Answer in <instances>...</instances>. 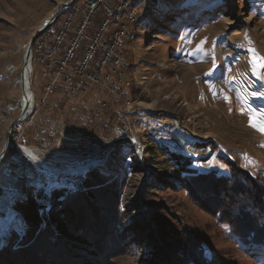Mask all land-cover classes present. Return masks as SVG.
I'll return each mask as SVG.
<instances>
[{
    "label": "rangeland",
    "instance_id": "1",
    "mask_svg": "<svg viewBox=\"0 0 264 264\" xmlns=\"http://www.w3.org/2000/svg\"><path fill=\"white\" fill-rule=\"evenodd\" d=\"M69 1L0 0V155L22 111L27 46ZM130 40L118 78L124 84L116 77L75 97L69 95L74 83L50 91L33 61L36 113L13 131L0 167V249L13 241L36 254L30 264H72L81 246L66 237L65 227L84 219L89 240H112L100 264H185L192 239L213 264H264V246L244 247L216 219L222 210L221 222L239 217L233 214L243 200L237 190L225 185L216 198L200 195L170 160L180 157L197 175H228L234 167L264 194V132L250 126V119L264 115V68L253 73L250 51L264 57V0H151ZM20 145L59 171L101 162L86 180L91 196L57 190L71 187L66 176L84 172H47ZM245 189L255 201L256 191ZM58 213L65 215L64 229L53 219ZM134 236V244L126 241ZM77 260L73 264H96Z\"/></svg>",
    "mask_w": 264,
    "mask_h": 264
},
{
    "label": "built area",
    "instance_id": "2",
    "mask_svg": "<svg viewBox=\"0 0 264 264\" xmlns=\"http://www.w3.org/2000/svg\"><path fill=\"white\" fill-rule=\"evenodd\" d=\"M151 0H81L76 12H64L62 8L53 26L55 33L47 31L36 41L33 47V61L40 65L39 76L54 91L59 83H74L75 88L69 95L88 92L92 86L109 85L121 76V68L126 63L122 41L128 40V31L135 16L143 12ZM140 3V10L133 17H126V3ZM103 12L99 27H94ZM55 34L53 40L51 36ZM87 43L83 54L81 49ZM98 58L97 69H94ZM33 74L35 76L36 72ZM121 85L124 80L118 79ZM127 85H130L127 83ZM111 93L116 94L112 88ZM45 105V100L43 107ZM36 108V107H35ZM36 113V110H35ZM29 118V117H28ZM26 121V120H25ZM24 122V121H23ZM21 131L18 126L14 129ZM14 138V137H13ZM0 192L5 189L0 187Z\"/></svg>",
    "mask_w": 264,
    "mask_h": 264
},
{
    "label": "trees",
    "instance_id": "3",
    "mask_svg": "<svg viewBox=\"0 0 264 264\" xmlns=\"http://www.w3.org/2000/svg\"><path fill=\"white\" fill-rule=\"evenodd\" d=\"M137 32H133L132 36H136ZM83 54V53H82ZM172 162L175 161V163L179 167V171L182 172V175L184 176L185 180L188 181L189 184H193L194 188H197V185L199 186V193L201 194H212L216 196H212V198H216L217 195H222L221 191L225 187V185L228 186V190H237L238 196L242 198L241 203H237L236 206L233 207V214L236 216L238 215L239 217L237 219H226L221 222V218H223L225 215H227L225 210H222L224 213V216H221V211L217 212V217H219V224H222L225 227L226 230L228 231L229 234H231L233 237L237 238V240L246 248H256L259 246H264V214L262 217H258L260 212L264 213V194L259 193L261 189L256 186L257 184L254 183L250 179V177H247L248 174H245V172L236 170L234 167H232L230 174L228 175H218V174H194V173H189L192 171V164L188 165L187 162H184L180 157L179 158H171L170 159ZM99 167H91L89 170L86 172L76 176H66V177H72L73 182L71 187L65 186L62 189H57L55 190H81L82 192L87 193L89 197L91 196V190L88 188V183H87V178L90 175H94L96 170ZM188 173V174H187ZM61 177V176H59ZM65 177V178H66ZM247 179V180H246ZM244 182V184L242 183ZM248 185L250 188H253V190L256 191L257 196L255 198V201L250 193V191L246 190L245 187ZM84 189V190H83ZM86 189V190H85ZM90 190V191H89ZM205 190V191H202ZM198 193V192H195ZM251 195V196H249ZM247 196V197H245ZM94 197V196H92ZM93 199V198H91ZM62 200H58L57 207L61 209V202ZM256 204L258 206H256ZM261 204V206H260ZM223 207V206H222ZM219 208V209H222ZM211 209V207H210ZM227 209V208H226ZM229 209V208H228ZM249 212L253 213L254 215H257V218H252V216L249 214ZM259 212V213H257ZM54 220H59L61 224V228L64 229V226L66 224V220H64L65 215L64 214H52ZM69 216V215H68ZM68 218V217H67ZM84 220V219H83ZM81 219L80 221H76L77 223L75 225L74 221L71 223V225L65 227L67 229L66 237L72 238V241H74L78 247L81 246L80 253L75 256V258L71 259V263H78L79 258H88L90 261L95 262L96 264L104 263L105 257L103 254L101 255L100 252H104L105 245L110 244L111 246V238L102 240L101 235H97V240L100 242L91 241L88 239L86 233V229L88 230V224H85V222ZM233 220V221H230ZM90 230V229H89ZM109 230L103 229V232H108ZM125 234H129L128 232H125ZM85 235V236H84ZM87 235V236H86ZM93 237L94 235L91 234ZM162 236V234H159V236ZM84 236V240L83 239ZM96 236V235H95ZM90 238V237H89ZM162 239V237H159ZM135 239L134 237H130L129 239H126L127 242L133 243ZM193 240V241H192ZM188 243V252L184 254V258L187 260V264H213L210 261H208L204 255H201L200 247L198 246L197 242L192 239ZM133 241V242H132ZM92 242V243H91ZM120 243V242H118ZM134 244V243H133ZM15 243L11 241L9 244L3 246L0 249V264H30L32 263V258H36V254L32 253V249H29L26 244H21L18 248H16ZM50 246V245H49ZM192 246H197L193 248ZM37 252V249H36ZM34 255V256H33ZM101 255V256H100ZM68 262V261H67ZM185 263V264H186ZM68 264V263H67Z\"/></svg>",
    "mask_w": 264,
    "mask_h": 264
},
{
    "label": "water",
    "instance_id": "4",
    "mask_svg": "<svg viewBox=\"0 0 264 264\" xmlns=\"http://www.w3.org/2000/svg\"><path fill=\"white\" fill-rule=\"evenodd\" d=\"M78 0H71L69 2H65L63 4L58 5V7L56 8L55 12L52 14V16L45 22L44 25L41 26V28L34 34V36L31 38L27 49H26V54L24 57V62H23V67L21 70V83H22V98H21V107H22V111H21V115L20 117L15 120L10 128H9V132H8V136H7V141H6V145L4 147V150L2 151L1 155H0V163L2 162L3 158L6 156L7 152L9 151V149L11 148V146L13 145L12 139H13V131L15 129L16 126H18L20 123H22L28 113V110L31 106V97L29 96V94L26 92L27 91V87H26V79H25V71L26 69L29 67L30 64H32V60H33V47L34 44L36 43V41L46 32L48 31L53 24L55 23V21L58 19L60 12L62 10V8L68 7L73 5L74 3H76ZM25 101V104L22 105V102ZM101 162H97V161H93L90 162L89 164H87L84 167H78L76 169H71L68 171H58L56 173H60L61 172H72V173H76V172H85L86 170H89L91 167H99L101 166ZM42 168L45 169V171L47 170V168L41 164ZM49 172V171H47Z\"/></svg>",
    "mask_w": 264,
    "mask_h": 264
},
{
    "label": "bare ground",
    "instance_id": "5",
    "mask_svg": "<svg viewBox=\"0 0 264 264\" xmlns=\"http://www.w3.org/2000/svg\"><path fill=\"white\" fill-rule=\"evenodd\" d=\"M77 7H81V0H78L76 3H74L71 6L65 7L64 8V12H76L77 11ZM136 10H140V3H138V2H128V3H126V17H133V13H135ZM136 17L137 16L134 17V19L132 21V24L130 25V28H129V31H128V40H130L131 27H132L133 24H135ZM50 29L47 31V33H51ZM128 42L129 41H122V49H124L125 55H126V46H127ZM25 54H26V51L24 53V57H25ZM25 79H26V87H27L26 88L27 89L26 92L31 97V106H30V108L28 110V113H27V116L25 118V120H26L35 111V106H36V97H35V94H34V91H33L34 75H33V65L32 64H30L29 67L25 71ZM24 104H25V101L22 102V105H24ZM18 149L21 152H23L28 158H30L34 163L38 164L39 166H41V164H43L47 168L46 171H49V172L59 171V169H57L56 167L46 165L36 155V153L31 148L26 147L24 145H20V146H18ZM5 158H6V156H5ZM5 158H3L2 162L0 163V167H1L2 163H3V161L5 160Z\"/></svg>",
    "mask_w": 264,
    "mask_h": 264
},
{
    "label": "snow or ice",
    "instance_id": "6",
    "mask_svg": "<svg viewBox=\"0 0 264 264\" xmlns=\"http://www.w3.org/2000/svg\"><path fill=\"white\" fill-rule=\"evenodd\" d=\"M253 52V73L258 74V70L260 68H264V57H259L255 54V50H250ZM210 74V73H209ZM254 96L258 95L257 93H253ZM264 95V94H260ZM250 126L257 128L259 131L264 132V115L260 118H252L250 119Z\"/></svg>",
    "mask_w": 264,
    "mask_h": 264
}]
</instances>
